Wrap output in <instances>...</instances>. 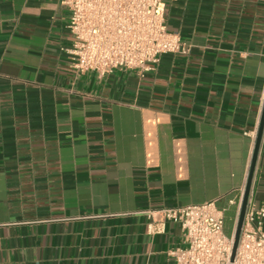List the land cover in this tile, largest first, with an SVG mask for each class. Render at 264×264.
<instances>
[{
    "label": "crops",
    "instance_id": "0c3cea01",
    "mask_svg": "<svg viewBox=\"0 0 264 264\" xmlns=\"http://www.w3.org/2000/svg\"><path fill=\"white\" fill-rule=\"evenodd\" d=\"M188 56L78 74L60 0H0V264H176L178 223L215 201L233 230L264 108V0H166ZM251 198L264 207V136ZM235 202V203H232Z\"/></svg>",
    "mask_w": 264,
    "mask_h": 264
},
{
    "label": "built area",
    "instance_id": "2783aa9c",
    "mask_svg": "<svg viewBox=\"0 0 264 264\" xmlns=\"http://www.w3.org/2000/svg\"><path fill=\"white\" fill-rule=\"evenodd\" d=\"M69 11L71 47L66 49L78 74L101 77L115 71L142 75L164 55L188 56L191 46L168 28L166 0H60ZM244 192L238 204L241 209ZM235 203V202H232ZM239 209V213H240ZM153 219L150 234H163L178 223L185 246L169 252L176 264H264V207L249 199L234 262L236 226L226 233L224 213L215 201L143 212Z\"/></svg>",
    "mask_w": 264,
    "mask_h": 264
},
{
    "label": "water",
    "instance_id": "95a60500",
    "mask_svg": "<svg viewBox=\"0 0 264 264\" xmlns=\"http://www.w3.org/2000/svg\"><path fill=\"white\" fill-rule=\"evenodd\" d=\"M264 136V108L261 116V121L256 137V143H255V148H254V153H253V158H252V163L250 167V172L248 175V180L246 184V188L244 191V196L242 200V205L239 213V218L237 221V226L235 230V235H234V248H233V253H232V262H234L235 257H236V252L239 246V241H240V236H241V231L244 223V218L246 215L249 199L251 197V192H252V186H253V181H254V176L256 172V167L259 159V154H260V149L262 145V140Z\"/></svg>",
    "mask_w": 264,
    "mask_h": 264
},
{
    "label": "rangeland",
    "instance_id": "374dc122",
    "mask_svg": "<svg viewBox=\"0 0 264 264\" xmlns=\"http://www.w3.org/2000/svg\"><path fill=\"white\" fill-rule=\"evenodd\" d=\"M233 220H234L233 214L230 213V212L227 213V218H226V233L228 235L231 234V231L233 229Z\"/></svg>",
    "mask_w": 264,
    "mask_h": 264
},
{
    "label": "trees",
    "instance_id": "16d2710c",
    "mask_svg": "<svg viewBox=\"0 0 264 264\" xmlns=\"http://www.w3.org/2000/svg\"><path fill=\"white\" fill-rule=\"evenodd\" d=\"M233 221H234V220H233ZM233 226H234V225H233ZM232 231H233V229H232ZM232 231H231V232H232Z\"/></svg>",
    "mask_w": 264,
    "mask_h": 264
}]
</instances>
